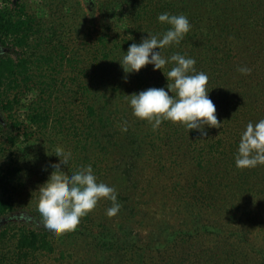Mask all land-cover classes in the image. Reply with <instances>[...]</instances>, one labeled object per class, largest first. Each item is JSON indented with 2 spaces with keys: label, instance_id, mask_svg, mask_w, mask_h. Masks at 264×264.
Segmentation results:
<instances>
[{
  "label": "trees",
  "instance_id": "1",
  "mask_svg": "<svg viewBox=\"0 0 264 264\" xmlns=\"http://www.w3.org/2000/svg\"><path fill=\"white\" fill-rule=\"evenodd\" d=\"M110 4L122 11L92 8L71 55L63 42L34 69L24 52L0 56V81L11 76V99L0 95V135L11 145L47 140L50 170L63 163L57 153L71 156L66 175L92 165L98 182L116 189L119 212L108 216L112 202L101 199L75 231L54 236L38 213L46 186L31 196L35 184H26L17 163L0 174V264H264V165L235 164L247 124L264 119V0ZM163 12L186 16L191 30L162 56L194 58L209 77L220 125L205 126L204 136L170 120L153 130L129 106V95L167 86L151 64L125 73L118 61L133 42L167 31L157 20ZM29 27L20 13L0 11V44ZM43 65L52 68L42 72Z\"/></svg>",
  "mask_w": 264,
  "mask_h": 264
},
{
  "label": "clouds",
  "instance_id": "2",
  "mask_svg": "<svg viewBox=\"0 0 264 264\" xmlns=\"http://www.w3.org/2000/svg\"><path fill=\"white\" fill-rule=\"evenodd\" d=\"M157 20L170 26L167 31L159 37L148 33L140 43L130 44L126 54L118 60L125 73L139 72L151 64L153 70H162L167 79L166 88L150 87L129 95L132 114L147 120L153 130L158 129L163 121L170 120L204 136L207 134L205 126L220 125L216 106L208 95L209 77L204 72H197L194 58L179 53L165 58L161 54L162 49L181 43L191 30V23L182 14L168 12L160 13ZM169 64L172 67L165 74V66ZM238 70L242 74L251 73L247 67ZM122 131H127L126 125ZM55 155L63 163L51 169L52 175L45 183L47 186L40 191L38 206L47 232L58 237L75 231L81 218L93 211L101 199L112 202V207L107 209L108 216L119 212L116 189L98 182L92 165L81 167L69 176L61 169L69 167L71 156ZM235 164L241 169L264 165V119L247 124L240 136Z\"/></svg>",
  "mask_w": 264,
  "mask_h": 264
},
{
  "label": "rangeland",
  "instance_id": "3",
  "mask_svg": "<svg viewBox=\"0 0 264 264\" xmlns=\"http://www.w3.org/2000/svg\"><path fill=\"white\" fill-rule=\"evenodd\" d=\"M111 1L112 0H0V11L8 9L12 15L20 13L22 18H26L27 21H29L30 26L29 29L24 28V31H20L18 34H11L10 39L6 37L5 44H0V56H12L15 58L18 56V53L24 52V57H28L27 67L34 69L37 61L47 56L49 52L56 53V51L60 50V46H63V42L66 44V54L71 55L78 47L81 37L79 30L84 23V18L88 16L87 14L92 8L96 11L97 8H95V6L97 5H108V9L116 8L113 14L115 17H117L118 11H122L119 10V4L112 5L110 4ZM105 11L104 8L103 12L105 13ZM16 37L23 39L24 43L22 45H16ZM13 43L15 45H13ZM42 68V72H45L46 69L52 67L43 65ZM36 72L38 73L39 70ZM0 95L3 98L11 99V76L9 77L6 72L0 81ZM32 96L35 98L34 94ZM28 98H30L29 94L25 92L23 95L24 100L22 99L21 102L25 104ZM18 110L19 114H24L26 112L25 107L21 104ZM21 118H25V116L21 115ZM38 136L39 135L36 137L32 136L30 143H22L18 140L14 145H11V140L7 141L5 136L0 135V174L1 171L6 172L7 168H11L17 163L21 167L23 166L20 173L22 179H24L28 185L35 184V186L33 185L29 188L31 196L37 194V192H34V190L38 189L37 185L42 187L43 185L47 186L45 183L52 175L50 167H48L51 162V155L48 152L47 140H44V138L38 139ZM5 140L7 142H5ZM36 151H38V153ZM45 169L48 170L46 171ZM5 179V181L8 182L7 194L11 195L13 194V190L11 189V176L7 175Z\"/></svg>",
  "mask_w": 264,
  "mask_h": 264
}]
</instances>
